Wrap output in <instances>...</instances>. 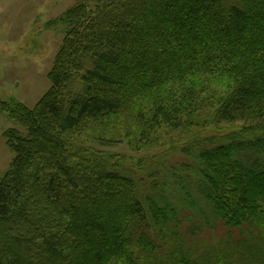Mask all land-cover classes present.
<instances>
[{
	"label": "trees",
	"instance_id": "trees-1",
	"mask_svg": "<svg viewBox=\"0 0 264 264\" xmlns=\"http://www.w3.org/2000/svg\"><path fill=\"white\" fill-rule=\"evenodd\" d=\"M60 23L48 90L3 104L0 264H234L194 248L217 229L263 264L264 0H76ZM212 122L233 127L145 169L75 144Z\"/></svg>",
	"mask_w": 264,
	"mask_h": 264
},
{
	"label": "rangeland",
	"instance_id": "rangeland-1",
	"mask_svg": "<svg viewBox=\"0 0 264 264\" xmlns=\"http://www.w3.org/2000/svg\"><path fill=\"white\" fill-rule=\"evenodd\" d=\"M75 1L0 0V179L13 157L6 142L5 131L14 124L9 120L3 104L14 100L32 109L48 90V73L64 38V25L60 22ZM232 127L229 123L212 122L204 127L172 130L162 135L159 141L157 138L148 147L137 151L131 150L126 140L108 146L101 145L95 138L97 129L88 125L80 130L75 144L85 154L105 151L116 156V160L127 158V165L133 161H141L140 166L145 169L161 162L165 157L168 161L176 160L180 158L181 146L218 136ZM224 234L223 230L217 229L214 233L200 236L194 241V248L201 249L199 255L205 261L224 254L231 259L229 262L244 264L245 259L242 260L241 254L232 249L234 243H231L228 236L223 240L227 242V246L229 243L231 246L219 244ZM249 256L244 254L247 264H253ZM256 263L260 264L261 260L258 258ZM262 263L264 264V260Z\"/></svg>",
	"mask_w": 264,
	"mask_h": 264
}]
</instances>
